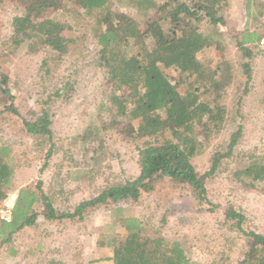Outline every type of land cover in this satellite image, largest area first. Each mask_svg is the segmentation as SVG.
<instances>
[{
  "label": "trees",
  "instance_id": "16d2710c",
  "mask_svg": "<svg viewBox=\"0 0 264 264\" xmlns=\"http://www.w3.org/2000/svg\"><path fill=\"white\" fill-rule=\"evenodd\" d=\"M9 1L20 13L11 19L8 43L22 44L27 54L45 50L48 57L42 60L40 69L46 73L50 58L60 61L69 52L74 43L71 31L88 30L95 46L92 61L104 74L105 98L100 108L105 107L111 119H120L121 134L141 142L137 145L138 174L106 183L94 196L81 200L72 212L58 213L43 191L20 187L11 220L0 219V245L10 243L18 231L39 219L43 223L81 221L89 209L98 206L139 202L162 181L180 196L191 197L200 209L213 211L215 205L209 200L205 181L232 156L241 127L230 134L223 149L211 153L209 168L203 173L197 171L192 158L222 130L226 119L222 97L232 79L230 62L212 65L199 54L223 39L219 26L225 24L223 13L228 0H124L134 14L120 9L123 0ZM251 2L258 7L256 13H249ZM245 8L251 17L261 14L264 0H246ZM65 15L73 19V24L59 19ZM85 19L93 24L84 25ZM261 37L249 28L235 34L241 59L246 60L240 63L242 73L249 71L247 61L256 53L255 48L260 49ZM69 84L65 82L39 102L35 119L21 118L22 130L32 137L35 149L41 151L49 145L46 158L54 148L51 97H61ZM12 98L8 76L0 72V101L4 103L0 114L20 118ZM90 137L84 134L81 143L90 142ZM11 152L9 146L0 145V203L15 182L16 164ZM245 158L234 170V178H245L264 191V154L251 152ZM245 220L244 213L233 205L224 209L223 224L244 237V248L235 264H264V233L244 229ZM119 223L126 231L123 240L117 243L112 239L106 244L113 249V264H198L180 241L145 235L140 218L122 217ZM42 264L63 262L52 256Z\"/></svg>",
  "mask_w": 264,
  "mask_h": 264
},
{
  "label": "rangeland",
  "instance_id": "374dc122",
  "mask_svg": "<svg viewBox=\"0 0 264 264\" xmlns=\"http://www.w3.org/2000/svg\"><path fill=\"white\" fill-rule=\"evenodd\" d=\"M245 2L228 0L223 13L225 24L219 26L223 39L199 54L212 65L230 62L232 79L222 97L226 114L222 130L192 158L197 171L205 172L211 153L223 149L230 134L241 127L232 156L206 178L208 197L215 205L213 211L200 209L191 197L180 196L162 181L155 191L144 193L139 202L98 206L89 209L81 221L43 223L39 219L35 225L18 231L10 243L0 245V264H42L52 256L63 264H92L96 259L106 263L113 250L106 244L112 239L117 243L123 240L126 231L119 222L129 216L140 218L145 235L180 241L198 264H235L244 248V237L223 224V212L229 204L246 216L244 229L264 233V191L233 175L247 154H264V54L255 48L256 53L247 61L249 71L242 73L240 63L246 60L241 59L242 52L235 41V34L245 28L264 37V12L251 17L248 14L256 13L258 7L251 2L247 13ZM120 9L134 14L124 0ZM19 13L20 9L9 0L0 3V72L8 76L12 101L20 114V118L0 114V145L11 148L16 164L15 182L5 197L18 194L20 187H29L35 192L43 191L58 213L72 212L81 200L94 196L106 183L138 174L137 145L141 141L121 134L120 119H111L105 107L100 108L105 98L104 74L92 61L95 46L88 30L71 31L74 43L69 52L60 61L50 58L46 73L40 69L47 56L45 50L27 54L22 44L7 41L11 19ZM59 19L73 24L67 15ZM85 20L84 25L92 23ZM170 75L175 76V72L170 71ZM67 81L70 84L62 96L51 97L54 148L46 158L49 145L41 151L35 149L32 137L22 130L21 118L35 119L39 102ZM0 104L2 108L4 103ZM86 133L92 135L91 141L82 144L80 140Z\"/></svg>",
  "mask_w": 264,
  "mask_h": 264
},
{
  "label": "built area",
  "instance_id": "2783aa9c",
  "mask_svg": "<svg viewBox=\"0 0 264 264\" xmlns=\"http://www.w3.org/2000/svg\"><path fill=\"white\" fill-rule=\"evenodd\" d=\"M260 49L264 50V37H261L258 41ZM17 200V193H10L5 197L0 204V219L9 222L12 218V209Z\"/></svg>",
  "mask_w": 264,
  "mask_h": 264
},
{
  "label": "crops",
  "instance_id": "0c3cea01",
  "mask_svg": "<svg viewBox=\"0 0 264 264\" xmlns=\"http://www.w3.org/2000/svg\"><path fill=\"white\" fill-rule=\"evenodd\" d=\"M112 254L111 255H109L106 259H107V262L106 263H99V261L100 260H102V259H96L95 261H94V263H92V264H113V261H112Z\"/></svg>",
  "mask_w": 264,
  "mask_h": 264
}]
</instances>
